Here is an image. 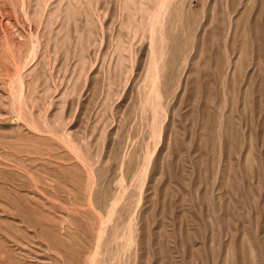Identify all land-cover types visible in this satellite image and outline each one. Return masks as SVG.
<instances>
[{
    "label": "rangeland",
    "instance_id": "374dc122",
    "mask_svg": "<svg viewBox=\"0 0 264 264\" xmlns=\"http://www.w3.org/2000/svg\"><path fill=\"white\" fill-rule=\"evenodd\" d=\"M0 264H264V0H0Z\"/></svg>",
    "mask_w": 264,
    "mask_h": 264
}]
</instances>
